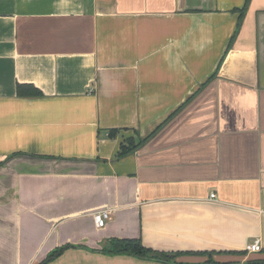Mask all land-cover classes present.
<instances>
[{"label": "crops", "instance_id": "obj_1", "mask_svg": "<svg viewBox=\"0 0 264 264\" xmlns=\"http://www.w3.org/2000/svg\"><path fill=\"white\" fill-rule=\"evenodd\" d=\"M246 1L0 0V264H165L110 240L264 260V0L237 29Z\"/></svg>", "mask_w": 264, "mask_h": 264}, {"label": "trees", "instance_id": "obj_2", "mask_svg": "<svg viewBox=\"0 0 264 264\" xmlns=\"http://www.w3.org/2000/svg\"><path fill=\"white\" fill-rule=\"evenodd\" d=\"M248 2L249 0L246 1L244 9L239 12L240 16L237 24V29L241 24ZM24 93H26V96H38L40 94L37 90L30 86H17V94L21 96L24 95ZM129 152H131V150L123 147L120 153V157L128 154ZM65 249L66 247L55 250L54 252L47 255V257L39 264H48L52 262L53 260L61 256L62 252ZM98 252L105 256H130L139 260L155 261L165 264L174 263V260L179 256V254H167L147 249L138 240H110L108 244ZM208 264H212V262L209 261ZM247 264H264V260H253L247 262Z\"/></svg>", "mask_w": 264, "mask_h": 264}, {"label": "built area", "instance_id": "obj_3", "mask_svg": "<svg viewBox=\"0 0 264 264\" xmlns=\"http://www.w3.org/2000/svg\"><path fill=\"white\" fill-rule=\"evenodd\" d=\"M214 198L215 195L211 194L210 199H214ZM92 218L97 228H103L106 225V223L111 219V211L109 210L98 211L96 213H93ZM245 252L249 254L261 252V247L259 242L255 241L249 245H246Z\"/></svg>", "mask_w": 264, "mask_h": 264}]
</instances>
